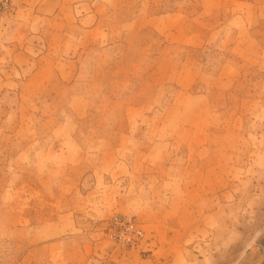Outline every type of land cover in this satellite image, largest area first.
Returning <instances> with one entry per match:
<instances>
[{
  "label": "rangeland",
  "instance_id": "rangeland-1",
  "mask_svg": "<svg viewBox=\"0 0 264 264\" xmlns=\"http://www.w3.org/2000/svg\"><path fill=\"white\" fill-rule=\"evenodd\" d=\"M139 2L90 3L92 10L96 8L100 13L104 5L119 6L120 10L112 11L109 21H105L113 33L109 46L101 45L96 33L86 31L83 26L60 30L59 26L56 29L43 25L39 26L38 35H34L37 37L27 35L26 28L10 26V20L16 19L13 15L23 5L22 0H12L11 9L0 14V194L7 181L11 184L0 203V264H203L199 261L204 252L198 245L201 236L195 230L197 218L193 216L185 225L178 222L182 234L173 237L167 235L170 226L163 218L165 207L171 202L159 190L166 163L173 161L178 165V171H173L177 181L191 179L197 172L195 161L182 164L181 142L170 143V154L161 163L139 166L137 162L134 175L113 169L118 159L132 162L135 148L143 152L152 141L163 142L181 131V123L173 119L178 111H170V126L161 132L149 120L147 111L152 101L159 109L155 119H159L175 95L173 87L166 88L163 83L165 73L180 64L182 52L165 50L154 33H148L151 37L117 34V24L133 15ZM84 9L87 5L79 7L78 13ZM36 30L37 26L28 28L31 34H37ZM52 31L61 35L52 36ZM16 37H23L27 57L15 56L14 51L21 46L14 41ZM63 52L74 59H54ZM162 55L168 58L149 60ZM146 74L150 76L152 90L143 91L140 101L133 100L132 96L137 94L135 81ZM255 77L256 74H250V78ZM235 96L234 93L229 99ZM176 101L183 104L186 98ZM135 102L147 106L134 110ZM261 118L264 119V111ZM259 132L258 139L252 138L242 151L264 152V126ZM125 133L135 136L127 139L122 136ZM71 147L81 148L89 155L82 164L57 176L62 182L60 194L64 196L68 191L72 194L79 188L94 193L69 205L75 207L74 218H83L62 220V230L49 226L38 230L39 224L52 223L50 218L54 214L49 213L52 207L45 206L38 218V202L24 198L23 220L21 182L32 184L42 177L44 162L53 158L46 155V150ZM26 148L36 153L27 154L22 160L18 153ZM101 148L111 154L96 155ZM237 157L234 162L241 164L243 159L244 163L237 165L239 171L233 172L231 180L220 189V214L211 220V226L215 223L213 240L217 251L209 264H264V154ZM134 182L141 186H134ZM172 202L174 206L180 205L175 199ZM67 206L63 203L60 209ZM116 215L133 217L140 224L144 239L139 246L124 248L106 236L105 223ZM189 224L193 228L186 229ZM155 227L161 234H157ZM168 243L174 244V250L166 249ZM207 247L210 252L211 246Z\"/></svg>",
  "mask_w": 264,
  "mask_h": 264
},
{
  "label": "crops",
  "instance_id": "crops-1",
  "mask_svg": "<svg viewBox=\"0 0 264 264\" xmlns=\"http://www.w3.org/2000/svg\"><path fill=\"white\" fill-rule=\"evenodd\" d=\"M22 1L23 5L13 15L16 19L10 20V26L26 28L27 35H32L33 38L37 37L34 35H38L39 26L43 27V25L60 30L66 26L76 28L83 26L86 31L96 33L101 45L109 46L113 43L112 28L105 21H109L112 11L120 10L119 6L104 5V10L100 13L96 8L92 10L90 5L97 0ZM139 1L133 15L117 24V34L151 37L148 33H154L160 38L165 50L179 49L182 52L179 53L180 64L165 73L167 77L163 83L166 88L173 87L175 95L167 104L164 113H160L159 119H155L159 109L152 101H149V111H147L149 120L157 124L160 132L170 126L168 125L170 111H178L176 113L178 116L174 114L173 119L181 123V131L172 134L163 142L158 139L152 141L143 152L135 148L131 153L134 155L132 162L125 163L122 159H118V164L113 169L118 172L126 171L129 176L130 173L134 175L137 162L139 166H154L161 163L170 154V143L180 141L183 148L182 164L195 161L197 172L191 179L177 181L173 178V171H178V165L173 161L166 163L165 177L161 179L159 190L165 197L171 199L170 205L165 207L166 214L163 217L165 224L170 226L167 235L173 237L182 234L178 222L185 225L195 216L197 218L195 230L201 236L198 238L200 240L198 245L204 252L199 261L209 264L211 257L214 259L217 251V243L213 240L215 223L213 222L212 226L210 224L211 220L214 221L220 214V189L226 181L231 180L230 175L232 176L233 172L239 171L240 167L237 165L242 166L241 164L244 163L243 159L240 164V161L234 162L233 158L237 159V156L242 155L244 159L251 156L261 157L264 154L260 149L242 151L252 138L258 139L261 133L259 131L264 126V119L261 118L264 111V29L262 28L264 0ZM82 5H87V9L78 13V8ZM24 16L28 18L23 19ZM34 26H37V34L28 31V28ZM51 34L61 35L57 31H52ZM22 39L23 37L14 38L18 45L21 44L14 51L15 56L21 58L27 57L26 52H28L26 43ZM65 44L66 42L63 46ZM62 54L56 55L54 59L63 61L74 59L73 55L66 52ZM163 57L168 58L162 55L149 60H161ZM252 73L256 74L254 79L250 78ZM148 75L139 76L135 81L134 90L137 94L132 96L133 100L140 101L143 91L152 90ZM234 93L235 99L230 100V96L232 97ZM182 97L186 98V102L180 104L176 100ZM146 106L147 104L135 102L132 108L139 110ZM122 136L130 139L135 135L125 133ZM104 142L107 143L108 140ZM104 148H101L96 155L109 156L111 152ZM46 152L47 156L53 158L44 162L45 172L42 177L32 184L25 183L24 180L21 182L23 190L21 218L23 220L26 218L24 198H33L38 202V218L45 206L52 207V211L48 210L50 214H54L50 218L52 221L50 225L42 223L37 229L41 230L49 226L52 229L62 230L61 221L72 219L76 215L72 211L75 207L71 208L69 205L74 201L86 200L94 191L86 192L79 188L72 194V191H68L62 196L60 194L62 182L57 176L82 164L89 152L75 147L69 150L49 149ZM34 153L36 151L30 152L26 148L21 149L18 156L23 160L27 154ZM21 171L24 178L25 169ZM88 182L84 181V183ZM10 185V181H7L0 194V203L6 198L7 188ZM140 186L136 185V187ZM89 188L91 189V186ZM173 199L176 200V204H180L178 207L174 206ZM63 203L68 206L61 210L60 205ZM79 218L83 217L75 216L74 219ZM188 228H193V225L189 224L186 229ZM154 230L157 234H161L159 228L155 227ZM209 234H212V237H209ZM209 245L212 248L210 252L207 247ZM174 247L173 243H168L166 249L174 250Z\"/></svg>",
  "mask_w": 264,
  "mask_h": 264
},
{
  "label": "built area",
  "instance_id": "built-area-1",
  "mask_svg": "<svg viewBox=\"0 0 264 264\" xmlns=\"http://www.w3.org/2000/svg\"><path fill=\"white\" fill-rule=\"evenodd\" d=\"M12 5V0H0V14L10 10ZM104 230L114 244L124 248L139 246L144 239V232L137 220L125 215L111 217L105 223Z\"/></svg>",
  "mask_w": 264,
  "mask_h": 264
}]
</instances>
